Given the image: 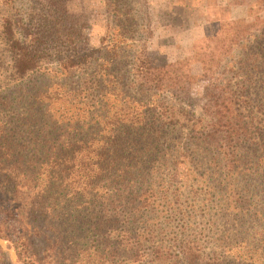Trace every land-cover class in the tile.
Listing matches in <instances>:
<instances>
[{
  "label": "trees",
  "instance_id": "1",
  "mask_svg": "<svg viewBox=\"0 0 264 264\" xmlns=\"http://www.w3.org/2000/svg\"><path fill=\"white\" fill-rule=\"evenodd\" d=\"M29 1L36 7L24 16L20 39L14 25H1L16 73H32L0 95V250L4 243L13 252L3 256L5 264L162 263L164 248L141 243L152 233L154 168L182 153L179 138L164 141L170 126L174 135L182 128L167 102L179 101L175 89L188 93V80L175 74L176 65L156 64L144 53L123 74L102 69L134 48L137 0H101L123 42L110 39L97 51L79 46L72 0ZM229 44L200 61L211 122L232 115L227 141L247 135L242 125L256 133L253 122L264 123V33ZM255 93L256 113L247 107ZM256 147L257 162L264 161V141Z\"/></svg>",
  "mask_w": 264,
  "mask_h": 264
},
{
  "label": "rangeland",
  "instance_id": "2",
  "mask_svg": "<svg viewBox=\"0 0 264 264\" xmlns=\"http://www.w3.org/2000/svg\"><path fill=\"white\" fill-rule=\"evenodd\" d=\"M29 7L36 5L29 0H0V95L9 96L7 93L32 74L16 73L1 28L3 21H8L14 25L15 39H20L17 30L25 25L24 16L31 14ZM68 11L82 26L79 46L97 51L110 39H115L117 45L123 42L112 31L113 23L101 0H72ZM135 12L138 28L132 43L134 48L127 50L129 54L120 50L119 59L123 60L114 58L113 62L119 64L102 69L123 74L129 63L134 64L132 57L144 53L156 64L176 65L175 74L188 80V93L181 91V87L175 89L179 101L167 102L178 112L175 120L182 128L175 125L179 130L174 135L170 126L164 141L171 143L179 138L178 148L182 153L179 157L176 154L163 157L161 161L166 165L162 163L154 168L153 198L148 205L152 233L141 243L145 249L164 248L167 254L162 263L151 258L148 261L150 264H264V161L257 162L258 154L254 151L264 141V123L261 119L253 122L256 133H250V128L242 125L247 135L227 141L232 115L228 120L222 117L211 122L212 114L205 111L207 83L200 64L206 61L204 56L210 51L216 58L230 45V40H245L264 33V0H137ZM115 52L103 57L113 58ZM234 53L238 54L239 49ZM136 57L142 58L139 54ZM48 79L53 82L51 76ZM250 99L252 102L247 107L256 113L259 94ZM236 108L232 106L230 113ZM184 112L192 117L182 119ZM243 115L247 116V112ZM244 122L249 119L243 118ZM193 146L197 153L192 151ZM230 153L238 154L231 159ZM234 159L239 164L235 165ZM2 245L0 264H5L3 256L13 252H7L6 244ZM43 247V243L38 244V248Z\"/></svg>",
  "mask_w": 264,
  "mask_h": 264
}]
</instances>
